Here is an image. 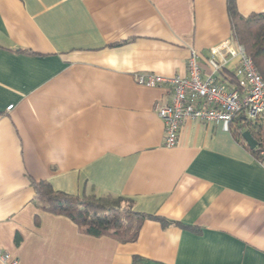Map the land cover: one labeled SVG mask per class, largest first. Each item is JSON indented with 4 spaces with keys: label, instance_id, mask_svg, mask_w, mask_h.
<instances>
[{
    "label": "crops",
    "instance_id": "obj_1",
    "mask_svg": "<svg viewBox=\"0 0 264 264\" xmlns=\"http://www.w3.org/2000/svg\"><path fill=\"white\" fill-rule=\"evenodd\" d=\"M229 37L226 0H0V249L18 264H264V161L195 119L164 147L154 104L171 90L134 82L185 77L189 49L204 61ZM32 181L176 224L146 220L131 243L88 236Z\"/></svg>",
    "mask_w": 264,
    "mask_h": 264
},
{
    "label": "built area",
    "instance_id": "obj_2",
    "mask_svg": "<svg viewBox=\"0 0 264 264\" xmlns=\"http://www.w3.org/2000/svg\"><path fill=\"white\" fill-rule=\"evenodd\" d=\"M186 69L185 77L134 75V82L139 86H168L171 90L169 104H154V112L164 125V147L177 145L181 125L186 119L221 123L223 130L229 131L236 117L255 121L264 116V82L245 49L232 37L211 46L204 61L196 49H189ZM228 70L235 80L230 87L220 79ZM260 156L264 157V146ZM0 262L18 264L2 249Z\"/></svg>",
    "mask_w": 264,
    "mask_h": 264
},
{
    "label": "trees",
    "instance_id": "obj_3",
    "mask_svg": "<svg viewBox=\"0 0 264 264\" xmlns=\"http://www.w3.org/2000/svg\"><path fill=\"white\" fill-rule=\"evenodd\" d=\"M226 7L232 39L245 49L264 82V13L243 17L236 9L235 0H226ZM230 77V83L234 84L235 80ZM245 130L249 131L256 141L253 150L245 144L241 136V132ZM229 132L256 158L264 161V157L260 156V150L264 146V116L255 121L236 117L230 125ZM31 185L35 199L43 205L46 212L68 218L81 233L88 236L108 237L120 243H131L137 239L140 228L146 220L157 221L162 227L176 224L161 217L134 212L130 202L122 197L87 195L75 198L53 191L46 182L32 181ZM122 202H126L128 206L121 207ZM132 260L134 263L141 261L138 257H133Z\"/></svg>",
    "mask_w": 264,
    "mask_h": 264
},
{
    "label": "water",
    "instance_id": "obj_4",
    "mask_svg": "<svg viewBox=\"0 0 264 264\" xmlns=\"http://www.w3.org/2000/svg\"><path fill=\"white\" fill-rule=\"evenodd\" d=\"M241 136L245 142V144L251 149L253 150L256 146V141L252 138V136L250 135L249 131L245 130L243 132H241Z\"/></svg>",
    "mask_w": 264,
    "mask_h": 264
},
{
    "label": "rangeland",
    "instance_id": "obj_5",
    "mask_svg": "<svg viewBox=\"0 0 264 264\" xmlns=\"http://www.w3.org/2000/svg\"><path fill=\"white\" fill-rule=\"evenodd\" d=\"M127 206H128V204H127L126 202H122V203H121V207L124 208V207H127Z\"/></svg>",
    "mask_w": 264,
    "mask_h": 264
}]
</instances>
